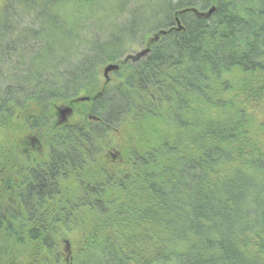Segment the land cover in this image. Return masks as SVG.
<instances>
[{
	"label": "trees",
	"instance_id": "trees-1",
	"mask_svg": "<svg viewBox=\"0 0 264 264\" xmlns=\"http://www.w3.org/2000/svg\"><path fill=\"white\" fill-rule=\"evenodd\" d=\"M71 1L0 11V124L13 137L0 145V264H264V145L231 80L253 77L246 97L264 82V0H113L75 21L59 12ZM148 35L118 84L72 105L81 122L55 125L56 104L93 93L99 69ZM124 125L112 171L101 145ZM20 134L47 147L44 161L19 159Z\"/></svg>",
	"mask_w": 264,
	"mask_h": 264
},
{
	"label": "rangeland",
	"instance_id": "rangeland-1",
	"mask_svg": "<svg viewBox=\"0 0 264 264\" xmlns=\"http://www.w3.org/2000/svg\"><path fill=\"white\" fill-rule=\"evenodd\" d=\"M112 2L113 0H72L71 2L64 5L59 12L66 16L70 20H77L80 18H89L95 15H101L103 11L107 10L106 4L108 2ZM145 0H127V9L133 6V4L142 3ZM4 6V0H0V11ZM95 14V15H94ZM119 16V15H118ZM117 16V17H118ZM119 18V17H118ZM151 35L146 37L141 36L138 39H135L134 42L130 44L129 50L124 55L125 57L129 55H135L143 50L146 44V40L149 39ZM124 57V58H125ZM124 58L116 63L118 64L119 69L116 72H113L108 75L109 81L106 83L103 77V69L108 65H104L99 69V86L98 88L91 94L81 95L80 97H89L93 96L94 94L98 93L102 87L116 85L119 83L117 76L114 73H120L123 68V60ZM253 77L251 76H242L240 74H235L231 76L232 84L235 86L234 97L238 101H243L245 104V112L249 118V122L251 124V134L255 140H257L258 144L264 145V82L260 81V90L259 87L253 89L250 96L246 97L244 92L241 90L242 85L245 82H249L252 80ZM90 98V97H89ZM243 98H248L247 101H244ZM67 106L56 104L54 106V123L56 126H61L58 124L59 114L57 112L58 107ZM81 117L77 116L74 112L73 114L67 119L66 123H74V122H81ZM6 122H2L0 124V145L11 138L9 137L11 132H7L3 126ZM127 130L126 126H122L119 131H112L107 134L106 140L101 145V151L99 154V160L104 166H106L109 170L112 171L121 170L123 169V147L122 145L125 142V138L122 136V131ZM129 131H127L128 133ZM14 137H17L14 136ZM24 140V143H21ZM18 145L20 144V154L19 159L24 158L27 160L41 162L46 159L47 147L42 143H39L38 139L31 135V136H18ZM9 159L6 158V161ZM60 250L65 252V255L70 256L71 249H73L72 244L69 243V240H64L59 242Z\"/></svg>",
	"mask_w": 264,
	"mask_h": 264
},
{
	"label": "water",
	"instance_id": "water-1",
	"mask_svg": "<svg viewBox=\"0 0 264 264\" xmlns=\"http://www.w3.org/2000/svg\"><path fill=\"white\" fill-rule=\"evenodd\" d=\"M188 10H185L184 12H187ZM191 12L195 15H197L198 17H202V18H207L209 17L213 12H214V8L209 9L206 13L203 12H198L195 9H192ZM176 25H177V30L180 31L181 30V26L179 24L178 19H176ZM165 31H161L159 33V35H165ZM158 40V36H154L152 37V39L149 40V42L147 43L146 47L141 50L139 53H136L135 55H129L127 57L124 58L123 60V64L127 63L128 61L134 62L137 61L143 57H145L149 52V45L152 43H155ZM119 69V65L118 64H108L104 69H103V77L105 82L107 83L109 81L108 75L118 71ZM90 98L89 97H78L76 99H74L73 101H71L69 103V105L67 106H62V107H58L57 108V112L59 114V119H58V124L59 125H63L66 123L67 119L73 114V110H72V105L73 104H78V103H85V102H89ZM92 121H96V118L92 117L90 118Z\"/></svg>",
	"mask_w": 264,
	"mask_h": 264
},
{
	"label": "flooded vegetation",
	"instance_id": "flooded-vegetation-1",
	"mask_svg": "<svg viewBox=\"0 0 264 264\" xmlns=\"http://www.w3.org/2000/svg\"><path fill=\"white\" fill-rule=\"evenodd\" d=\"M85 103H87V102H85ZM72 110H73V108H72ZM74 112V111H73Z\"/></svg>",
	"mask_w": 264,
	"mask_h": 264
}]
</instances>
